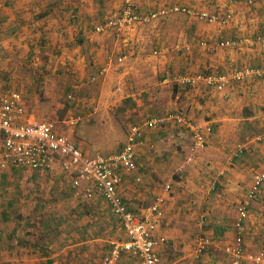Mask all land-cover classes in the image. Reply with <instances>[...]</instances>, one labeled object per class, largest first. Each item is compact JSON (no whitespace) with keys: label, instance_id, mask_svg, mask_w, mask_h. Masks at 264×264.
I'll use <instances>...</instances> for the list:
<instances>
[{"label":"crops","instance_id":"crops-1","mask_svg":"<svg viewBox=\"0 0 264 264\" xmlns=\"http://www.w3.org/2000/svg\"><path fill=\"white\" fill-rule=\"evenodd\" d=\"M82 1L85 2L84 5L90 6L95 2ZM6 2L3 1L4 4ZM101 2L100 5H93L80 12L79 19L76 14L73 15L78 21L67 27L65 19H61L60 11L51 13L48 7L49 0H8L6 12L14 14L18 26L12 33L14 42L9 45L8 54L11 68L15 70L13 78L18 79L17 83H22L21 89L15 92L21 96L22 105L27 112L26 120L30 122L44 120L41 109L47 107L49 100L41 102L35 88L44 85L40 87V91L46 92L51 90L47 88L48 86L55 85V93L58 91L69 93L71 90L73 94L67 97L72 100V109L78 114V121L76 120L78 123L76 126L71 125L72 128L67 124L68 120H64L62 124L68 128V132L72 129L75 135L80 121L89 125L92 122L105 125L106 133L112 134L116 117L126 118L129 115L133 119H138L145 115L146 121L157 118L156 115L162 112L164 117L180 113L193 123L209 125L211 130L206 134V143L217 138L215 141L217 146L232 149L229 161L231 166L221 167V174L225 172V168L229 169L227 176L222 177L219 183L222 194L210 202L213 207L206 208L201 217L203 222L199 223L204 229L196 238L207 240V247H212L213 250L222 247L227 259L226 264H230V256L225 252V248L233 243L238 209L255 176L264 170V75H252L241 82L232 81L224 88H211L203 83L185 86L178 84L176 79L196 74L231 76L245 68L263 70L264 1L248 6L245 0H203L200 3L195 0H134L133 11L136 14L159 13L158 16L148 24H135L120 32L108 30L99 33L95 30L97 26L119 16L123 0ZM175 6L190 8L193 13L171 12L170 9ZM4 10L5 8H2V12ZM199 10L208 11L219 17L230 14L231 19L225 26L209 25L197 19L194 13ZM222 40L234 41L235 45L227 48L217 47L216 43ZM250 91H257L258 97L255 93H252L253 95L246 93ZM127 104L129 105L126 106ZM160 108L162 112L158 111ZM91 116L95 118L91 119ZM105 118L109 122L105 121ZM144 121L127 124V132L119 148L126 143L130 127ZM166 124L177 129L178 136L182 137L183 132L188 135L189 142L186 144L182 160H179V154H176V145L181 143L177 136H172L177 142L165 147V152L150 154L149 149L153 145L147 137L152 130L145 129L135 146L136 170L131 173L121 171L122 181L118 188L119 197L125 208L139 217L151 220L155 224L154 236L163 239L157 249L158 264H170L164 255L168 250V243L169 251H172L171 242L159 231L160 223H164L165 211L166 213L169 210L180 211V206L183 205L178 199L174 201L176 197L169 194L173 190L171 185L175 187L174 175L178 173L182 175L192 168L197 155L206 149L204 147L195 152L191 166L183 172H178L179 164L189 154L190 134L183 125L173 122ZM164 125L153 130L163 129ZM57 132L67 137L89 158L119 152L116 150L105 153L107 151L100 149L102 146L116 147L109 144V141H104L101 145L98 144L100 148L98 147L94 154H90V144H87V148L80 139L77 140L63 131ZM116 136L114 135L113 139ZM258 138L261 140L257 141ZM72 140H76V144ZM120 140L121 136L117 144ZM0 145L3 149L1 137ZM183 145L184 142L178 148L182 150ZM226 157L223 156V159ZM0 172L18 175L20 170L3 169L0 166ZM61 173L67 174L62 171ZM67 176L70 179L71 190L70 193H66L67 196L83 206L90 205L96 208L103 204L107 211L102 210L101 214L109 216L107 221L110 223L106 228L97 229L95 225L86 227L85 223L83 229L80 226L81 222L76 221L74 222L76 226L72 228L79 234L70 233L71 241L54 244L35 240L39 244L36 249L31 248L32 240L28 237L22 238L18 233L20 231H16L14 237H8L6 240L8 254L6 253V258L0 256V261L7 260L10 264L24 261V264H30L38 259L49 264H100L102 257L110 249L109 244L115 241L111 240L108 232L112 230L113 221L116 222L114 227L123 232L121 240L126 239L120 220L113 214L96 186L93 183L81 184L82 189L89 188L93 195L87 200L78 198L74 195L72 187L73 177L69 174ZM136 178L140 179L139 183L135 182ZM160 182H165V186L169 185L170 190L166 192L164 187L160 188ZM178 184L176 183L175 188ZM150 195L153 196V200L147 206L146 199ZM159 197L163 198L160 206L162 214L156 217L151 213L150 207ZM10 204L8 201L4 207H0V215L3 216L6 212L8 217L9 212L11 214L15 211ZM35 207L31 209L34 210L32 212L39 213L40 209H37L39 206ZM207 209L210 210L208 215ZM74 213L70 216L67 213L54 216L68 228L77 216ZM174 214L168 217V223H171H167L169 227L174 223L172 219ZM29 216L24 215L22 218L23 226L26 227L25 234L32 232V227H37L31 223ZM84 220L87 221L88 218ZM173 232L171 231V235ZM40 234L41 232L39 236ZM181 241L179 240L177 247L186 251L187 247H184L185 244ZM242 244L244 251L248 253L264 250V183L250 203L244 221ZM189 256L191 253H188V257L178 260H187ZM91 257L94 262L89 261ZM171 258H174V255H171ZM207 262V259L201 258L198 261L200 264ZM117 264H138V260L129 253H124Z\"/></svg>","mask_w":264,"mask_h":264},{"label":"rangeland","instance_id":"rangeland-1","mask_svg":"<svg viewBox=\"0 0 264 264\" xmlns=\"http://www.w3.org/2000/svg\"><path fill=\"white\" fill-rule=\"evenodd\" d=\"M4 0H0V95H6L11 92L19 91L21 89L22 83H17L18 79L13 78V74L15 73L11 68V62L8 54V47L9 45L13 44L14 40L12 37V33H14L17 29V19L13 17V13L6 12L8 5L7 2L4 4ZM53 2V3H52ZM52 3V4H51ZM101 0H95L94 4L92 3L91 6L96 4H101ZM85 2L82 0H49V10L53 14V12L60 11L61 19H65V23H67V27H71L73 23L78 21L80 12H84L86 8H90V5H84ZM83 5V6H81ZM2 8L5 10L2 12ZM54 10V11H52ZM77 15L78 19L73 17V15ZM49 23V22H47ZM177 76V75H176ZM44 85H38L35 88V92L39 96L41 102L45 100H49L47 107H43L42 113L44 120H49L54 123L55 127L58 131H63L70 134L72 137H76V139H80L85 143V146L88 148L87 144H90V154H94L98 149L99 145L102 144L104 141H109L108 143L116 148L112 147H99L105 153L113 152V151H120L121 146L119 145L123 143V137L127 132V124L138 123V121L143 120L147 116L143 115L138 119H133L131 116H124L116 117V124L114 126V130L111 133H106L105 125L95 124L92 122L84 123V121H80L79 125L76 127V135L72 132L67 131L68 128L64 126L63 121H69L67 124L69 127L76 126L78 122L77 120L78 114L75 113V110L72 109V100L68 99V95L73 96L71 90L69 93L59 91L55 93V85L51 87L48 86L47 88L51 89L49 91H40V87ZM92 87V86H90ZM245 90H247L245 88ZM247 94L251 95L255 93L257 95V91H250L246 92ZM43 96H42V95ZM54 95H58L55 97ZM253 95V94H252ZM46 99H45V98ZM255 97V96H254ZM258 97V95H257ZM52 98V99H48ZM243 102H247L243 100ZM58 104V105H57ZM127 104L126 106H128ZM60 106V107H59ZM158 110V109H157ZM162 112V109L158 110ZM107 117V116H105ZM157 118L164 117V112L156 115ZM73 118V119H72ZM86 118V117H85ZM94 116H91V119H94ZM99 118V117H98ZM82 119V118H81ZM100 119V118H99ZM78 121V120H77ZM105 121H108V119ZM73 122V123H72ZM101 123L100 121H98ZM109 122V121H108ZM103 123V122H102ZM140 123V122H139ZM104 124V123H103ZM73 125V126H71ZM164 125V124H163ZM165 127V128H164ZM163 129L160 130H152L149 136L147 137L148 140L152 143L153 147L149 149L150 154H159L161 151L165 152L168 145H174L177 140L172 138L179 137L181 143L176 145V154H179V160H182V157L185 152L186 144H188L189 139L186 133H182L183 136L180 137L177 134L179 131L173 129L170 124H166L162 127ZM117 135L114 138V135ZM121 136V140L118 143V140ZM225 136V135H223ZM103 137L105 140H103ZM144 137V136H143ZM77 139V140H78ZM115 142H114V141ZM217 138H214L213 141L205 144L206 149L202 151V153L198 154L196 157V162L192 168L187 169V167L191 166L190 164H185V159L179 164L177 171L184 172L182 175L180 173L174 175L173 178V185L176 183L178 184L177 188L171 185V192L169 193L170 196L176 197L174 201L181 202V210H172V211H165L164 216V223H160L159 231L166 236V239L171 242V250L169 251V243L167 246V251H165L164 255L165 258L168 259L170 264H200L198 263L199 259H207V264H226L227 259L224 254V251L219 247L214 248L206 247L205 250L200 254L196 255L194 252L195 242L197 240L196 236L201 233V230L204 229L203 225H200V222H203L202 215L206 212V208L213 207L214 205L210 204L211 201H215L219 195L222 194L220 189V184L222 181V177H226L228 174L229 169L225 168V172L221 174V167H226L231 160V151L229 147L227 148H220L215 144ZM76 144V140H72ZM88 141V142H87ZM184 142L182 146V150H180V145ZM99 144V145H98ZM119 148V149H118ZM174 150V149H173ZM3 154V149L0 145V160ZM116 154V153H115ZM113 155V154H111ZM223 156H227L223 159ZM183 168L180 170V167ZM231 166V165H230ZM229 166V167H230ZM20 172L18 175H9L7 173L3 174L0 172V207H4L5 204L9 201L10 206L13 207L15 211L9 212L8 214V221L0 219V256L6 258L7 253V243L6 240L8 237H14V235L18 232L21 237H28V239L32 240V249H36L39 244L35 240H41L42 242L54 243V244H63L67 243L72 240L70 233L79 234L77 230L73 228L76 226V223L80 221V226L83 228L84 226L88 225H95L97 228H103L110 223H108L107 216L105 213L101 214L102 210H106L104 205L97 206L96 208H92L90 205H79L78 201L70 198L67 196L66 193H70V179L68 178L67 174L61 173V171L55 170L50 172H36L32 170H23L19 169ZM162 187H165V182L159 183ZM212 187L214 188L212 190ZM153 200V196L150 195L149 198L146 199L147 206L151 204ZM190 203V205H189ZM78 204V205H77ZM35 206L37 209H40L39 213L32 212ZM179 207V206H178ZM90 208V209H88ZM27 209V210H26ZM101 209V210H100ZM4 210V209H3ZM36 210V207H35ZM73 212H72V211ZM76 212L74 213V211ZM5 211L8 212L7 209ZM176 213L180 214H174ZM210 210L207 209V215ZM100 212V214H98ZM1 213V208H0ZM67 213V215L77 214L76 218L72 221V225L68 228H65V223L60 221L57 217L61 214ZM7 213L5 212L4 215ZM172 216V225L169 227L168 224V217ZM24 215L29 216L31 223L35 224L37 227H32V232H27L25 234L23 226L22 218ZM57 215V216H54ZM215 215V214H213ZM176 216H178L176 218ZM0 217H3L0 215ZM88 218L85 221V218ZM106 220H104L103 218ZM28 219V218H27ZM112 220V219H111ZM91 221V222H90ZM171 221V220H170ZM19 222V223H18ZM168 223V224H167ZM75 224V225H74ZM116 222L113 221L112 230L108 231L111 240H115L113 242H121L123 238V232L118 231L116 227H114ZM73 227V228H72ZM90 227V226H88ZM184 227V229L182 228ZM93 228V227H92ZM171 230H170V229ZM73 229V230H72ZM84 229V228H83ZM110 229V226L107 227V230ZM106 230V229H105ZM17 231V232H16ZM171 231L173 235H171ZM41 232L40 236L39 233ZM178 234L181 236L179 237ZM126 238V237H125ZM179 240H182L185 244L184 247H187L186 251H182L181 247H177ZM181 241V242H182ZM192 243V244H191ZM173 244H176L173 246ZM182 244V243H180ZM111 245V244H109ZM174 247V248H173ZM183 247V248H184ZM174 249V250H173ZM84 252V251H83ZM172 252V253H171ZM23 254V252H20ZM33 253V252H32ZM188 253H191L190 258L187 260H180L182 257H188ZM8 254V253H7ZM174 255V258H171V255ZM122 256V255H121ZM170 256V257H169ZM169 257V258H167ZM4 258V259H5ZM95 258V254H94ZM121 258V257H120ZM178 258H180L178 260ZM3 259V260H4ZM96 259V258H95ZM2 260V259H1ZM7 261V260H6ZM0 261V264H10V262ZM90 262H94L93 258L89 260ZM120 261V260H119ZM30 262V261H29ZM187 262V263H186ZM49 264L42 260H35L33 263L30 264ZM119 263V262H118ZM14 264H24V261L14 262Z\"/></svg>","mask_w":264,"mask_h":264},{"label":"built area","instance_id":"built-area-1","mask_svg":"<svg viewBox=\"0 0 264 264\" xmlns=\"http://www.w3.org/2000/svg\"><path fill=\"white\" fill-rule=\"evenodd\" d=\"M200 3L203 0H195ZM258 1L245 0L246 5L253 6ZM134 0H123L120 14L115 19H108L95 28L96 32L104 33L108 30L120 32L135 24H148L159 13L138 15L133 11ZM174 13L191 14L187 7H172ZM197 19L209 25L225 26L231 19L230 14L219 17L205 10L194 13ZM261 39V38H260ZM202 45V43H200ZM235 45L234 41L222 40L216 43L217 47L227 48ZM264 75V69L245 68L231 76L218 74H196L181 76L176 79L180 85L195 86L203 83L211 88H224L230 82H241L252 76ZM27 112L22 105L19 93L11 92L0 96V137L2 138L3 154L0 166L5 168L29 169L33 171H62L72 176L74 195L87 200L92 197L89 188L82 189L81 184L93 183L99 194L108 204L113 214L120 220L126 239L113 242L109 251L102 257L100 264H117L124 253H129L138 260V264H158L157 249L163 242L162 238L154 236L155 224L128 211L118 194L121 184V171L128 173L136 170L135 146L140 140L143 130L157 129L167 122H173L186 127L190 134V146L185 164H190L193 155L198 150L204 149L206 134L210 132L207 124H197L185 119L182 114H168L162 118H151L141 124L132 125L128 131L126 143L121 150L109 156H95L89 158L75 146L67 137L59 134L54 123L47 120L27 121ZM73 123V122H72ZM76 124V121H75ZM258 138L257 141H260ZM183 166L180 167V170ZM140 182L139 178L135 179ZM264 183V170L257 174L252 185L247 190L244 200L238 209L235 223V237L233 243L225 248L230 256V264H264V250L255 253L245 252L242 244L244 221L247 218L250 203L256 197ZM165 191L170 186L164 187ZM163 198H157L150 207L151 213L160 217ZM207 247V240L199 238L195 242L194 252L200 255Z\"/></svg>","mask_w":264,"mask_h":264},{"label":"trees","instance_id":"trees-1","mask_svg":"<svg viewBox=\"0 0 264 264\" xmlns=\"http://www.w3.org/2000/svg\"><path fill=\"white\" fill-rule=\"evenodd\" d=\"M7 215V214H6ZM6 215H3V217H1L2 218V220H4V221H6L7 220V217H6Z\"/></svg>","mask_w":264,"mask_h":264}]
</instances>
